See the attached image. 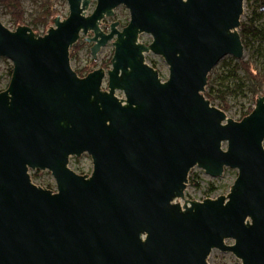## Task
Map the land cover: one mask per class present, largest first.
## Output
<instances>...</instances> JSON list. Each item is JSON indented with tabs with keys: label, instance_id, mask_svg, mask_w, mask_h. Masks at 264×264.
Listing matches in <instances>:
<instances>
[{
	"label": "water",
	"instance_id": "obj_1",
	"mask_svg": "<svg viewBox=\"0 0 264 264\" xmlns=\"http://www.w3.org/2000/svg\"><path fill=\"white\" fill-rule=\"evenodd\" d=\"M93 1L67 0L45 33L0 18V58L13 62L0 91V264H210L214 249L264 264V94L241 119L204 94L224 56L244 55L245 0ZM121 4L129 22L101 27ZM89 32L95 58L112 41V66L80 76L70 50ZM85 152L92 171L69 167ZM195 166L238 174L227 195L189 200ZM30 169L51 171L57 190Z\"/></svg>",
	"mask_w": 264,
	"mask_h": 264
},
{
	"label": "rangeland",
	"instance_id": "obj_2",
	"mask_svg": "<svg viewBox=\"0 0 264 264\" xmlns=\"http://www.w3.org/2000/svg\"><path fill=\"white\" fill-rule=\"evenodd\" d=\"M40 4L41 2L36 3L33 0H22V6L25 10L24 21H22V23H27L42 33H45L51 23L54 25L52 20L47 27L41 23V21H37V26L34 25V21H32L36 17L35 12L38 10V5ZM95 4L96 1L94 0L89 10H93ZM261 4H264V0H245L241 23L263 28L264 8H260ZM53 5L58 9V15L62 18H65L69 13L67 0H53ZM114 11L115 13L113 16L105 17L101 23V27L107 31L109 30L111 22H113L115 18L120 22L119 28L124 27L129 22L130 12L125 5H119ZM0 18L5 22L8 28L17 25L12 19L6 6L1 2ZM238 31L240 32V28ZM92 35L93 32H89L87 35L81 34V37L76 42L75 53H72L73 58L71 57V65L75 70H91L99 65L107 72L112 66L111 59L114 53L112 41L103 46L95 58L91 52L93 43L86 40V37ZM140 40H146V43H148L152 40V37L150 34L143 33L140 35ZM242 41L244 44L243 57L235 58L232 55L224 56L210 71V79L208 80L204 92L205 96L207 94L211 97L210 101L212 105L223 108L227 117H233L236 119H240L246 111L256 104V101L249 87L250 84L247 81L245 71L242 68L234 71L233 66L235 63L239 64L241 61L253 60L258 68H262L264 63L263 40L260 37L250 34L244 36ZM73 47L74 46L71 47L70 53L73 51ZM145 57L149 64L154 66L164 76H168V65L162 56L150 52L145 54ZM12 68L13 62L9 58H0V91L8 86L11 78L10 70ZM103 87L106 89L108 88V76L104 79ZM263 93L264 87L260 90V94ZM116 94L118 96L124 95L120 90H117ZM224 144L227 145V142H224ZM69 167L81 173L92 171V157L86 152L81 156H71ZM29 173L36 182L44 184L54 191L57 190L56 179L51 171L30 169ZM237 174L238 170L236 168L232 169L226 167L221 176L213 177L207 174L203 168L195 166L189 174V181L185 190V198L189 200H197L205 199L209 194L212 197H217L221 193L222 195H227ZM179 201L184 203V199H180ZM226 241L234 242L233 239H227ZM208 261L210 264H242V260L236 257L233 252L221 251L219 249H214L212 251Z\"/></svg>",
	"mask_w": 264,
	"mask_h": 264
},
{
	"label": "trees",
	"instance_id": "obj_3",
	"mask_svg": "<svg viewBox=\"0 0 264 264\" xmlns=\"http://www.w3.org/2000/svg\"><path fill=\"white\" fill-rule=\"evenodd\" d=\"M36 3L41 2L40 5H38V10H36L35 15L36 17L32 20L34 21V25L37 26V21H41L46 27L48 26L49 22L52 20L54 21L55 17L59 16L58 9H56L53 5V0H33ZM1 3H3L8 12L11 14L12 19L17 24L16 26H21L20 24L22 21H24V14L25 10L22 6V0H0ZM260 8H264V4L260 5ZM35 30V28H33ZM33 30V31H34ZM35 32V31H34ZM45 32V31H44ZM36 33V32H35ZM254 35L257 37H260L264 42V27L259 28L256 26L247 25L241 23L240 26V35L243 38L246 35ZM76 43L73 45V51L70 53V57L73 58L72 53H75V47ZM261 67V66H260ZM239 68H242L247 77V81L250 84V89L252 91L253 97L255 98V101L260 96V90L264 87V63L262 65V68H258L255 62L252 60L249 61H241L239 64H236L233 66L234 71H237ZM91 70H77L76 72L80 76H85L88 74ZM12 74V69L10 70V75ZM210 79V73L208 75V80ZM264 94V93H263ZM206 97L211 100V97L206 94ZM253 110V107H251L248 111H246L241 118H243L245 115L249 114ZM240 118V119H241Z\"/></svg>",
	"mask_w": 264,
	"mask_h": 264
},
{
	"label": "built area",
	"instance_id": "obj_4",
	"mask_svg": "<svg viewBox=\"0 0 264 264\" xmlns=\"http://www.w3.org/2000/svg\"><path fill=\"white\" fill-rule=\"evenodd\" d=\"M255 105H253V108H254Z\"/></svg>",
	"mask_w": 264,
	"mask_h": 264
}]
</instances>
